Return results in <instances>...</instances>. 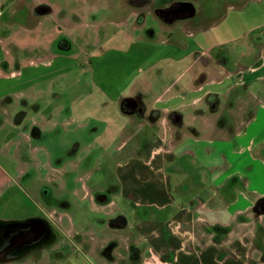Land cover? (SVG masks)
I'll return each instance as SVG.
<instances>
[{"label":"crops","instance_id":"obj_1","mask_svg":"<svg viewBox=\"0 0 264 264\" xmlns=\"http://www.w3.org/2000/svg\"><path fill=\"white\" fill-rule=\"evenodd\" d=\"M158 2L0 0V154L92 139L80 190L0 164V264H264V41L248 65L227 40L187 49L195 10Z\"/></svg>","mask_w":264,"mask_h":264},{"label":"rangeland","instance_id":"obj_2","mask_svg":"<svg viewBox=\"0 0 264 264\" xmlns=\"http://www.w3.org/2000/svg\"><path fill=\"white\" fill-rule=\"evenodd\" d=\"M158 1L153 3V0H150V4L158 6L161 3ZM167 3L177 4L176 8L180 7L179 9L181 10L185 8V5H189L190 9L195 10L193 20L196 24V30L192 33L196 37L192 38L193 35L189 37L186 35L185 37L183 32L179 35L183 45L189 44L187 49L191 50L195 48V51L200 52L207 49L213 41L227 40L228 42L222 49L228 52L229 62L236 56H243L242 65H248L261 52V47H258L259 44L257 42L259 40L264 41V0H165V4ZM165 4L163 3V5ZM151 9L152 7H150ZM153 10L152 12L149 11L148 24L150 27H157V23L154 22L156 19H152ZM199 25H202V30H200ZM94 45L95 43L90 40V42L82 45L73 44L72 47L74 49L76 47L82 51L86 50L87 52ZM171 47H173V44L171 46L169 44L168 48L162 46L160 47V51H164L165 54L173 53L174 49ZM74 49L72 50L74 51L71 53L72 55L76 54ZM216 51L218 50H214V53H217ZM37 54L39 53L24 49L19 55L20 65L27 67L30 59H38L36 58ZM77 76H79V73L74 71L69 76V79H67V82L69 84L76 82ZM82 82H85V79ZM73 96L74 94H70V99ZM18 101L19 108H16L15 111L22 112L23 108L21 107L26 105L28 99L21 98ZM8 140H11V142L8 143L6 151H10V154H0V164L9 167L10 174L16 175L20 179L16 181L24 186V189L27 188L26 183L28 179L33 175L41 177L42 182L48 185L61 179H68L75 186L73 190H80V186L87 180V172L85 170L87 169L85 168V163L88 162L85 160L87 159L85 156L87 152L86 144H89L92 139H78L72 133L69 136H58L52 133V135L46 138L42 136L32 138L31 140H16V138H8ZM19 142L21 147L24 148L23 154H13L14 146H17ZM25 151L26 154H24ZM34 161L39 164H35L30 172L22 174L20 178L18 174L21 173L18 171V168L25 169L27 166L30 167V164H33ZM49 165L51 172H49ZM90 167L92 168L91 165ZM105 173L109 174L110 172L107 170ZM49 175L50 177H48ZM69 189L71 188L69 187Z\"/></svg>","mask_w":264,"mask_h":264},{"label":"water","instance_id":"obj_3","mask_svg":"<svg viewBox=\"0 0 264 264\" xmlns=\"http://www.w3.org/2000/svg\"><path fill=\"white\" fill-rule=\"evenodd\" d=\"M257 206L259 207V210L261 212H264V199H261L257 202ZM42 229H43V226H38L35 230V235H34V239H38L40 237V235L42 234ZM7 245L6 246H11L13 243H6Z\"/></svg>","mask_w":264,"mask_h":264},{"label":"trees","instance_id":"obj_4","mask_svg":"<svg viewBox=\"0 0 264 264\" xmlns=\"http://www.w3.org/2000/svg\"><path fill=\"white\" fill-rule=\"evenodd\" d=\"M138 3L141 2V0H137ZM177 5H174V7H176ZM158 15L160 16V18H162L163 20H167L169 18L170 15V9H165V10H160L158 12ZM259 208V207H258Z\"/></svg>","mask_w":264,"mask_h":264},{"label":"built area","instance_id":"obj_5","mask_svg":"<svg viewBox=\"0 0 264 264\" xmlns=\"http://www.w3.org/2000/svg\"><path fill=\"white\" fill-rule=\"evenodd\" d=\"M151 259H152V263L154 264H168L167 262L165 261H161V260H156V256L155 255H151Z\"/></svg>","mask_w":264,"mask_h":264},{"label":"flooded vegetation","instance_id":"obj_6","mask_svg":"<svg viewBox=\"0 0 264 264\" xmlns=\"http://www.w3.org/2000/svg\"><path fill=\"white\" fill-rule=\"evenodd\" d=\"M175 10H178L177 8L175 9ZM180 11H181V9H180ZM38 223H36V224H33V225H37ZM33 225H30V226H33ZM39 225V224H38ZM40 226V225H39ZM23 242V241H22Z\"/></svg>","mask_w":264,"mask_h":264}]
</instances>
